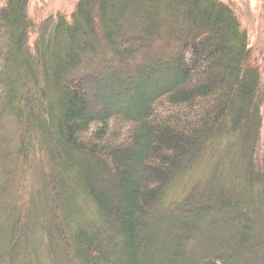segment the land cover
I'll list each match as a JSON object with an SVG mask.
<instances>
[{"label": "trees", "instance_id": "trees-1", "mask_svg": "<svg viewBox=\"0 0 264 264\" xmlns=\"http://www.w3.org/2000/svg\"><path fill=\"white\" fill-rule=\"evenodd\" d=\"M241 18L0 0V264H264V53Z\"/></svg>", "mask_w": 264, "mask_h": 264}, {"label": "rangeland", "instance_id": "rangeland-1", "mask_svg": "<svg viewBox=\"0 0 264 264\" xmlns=\"http://www.w3.org/2000/svg\"><path fill=\"white\" fill-rule=\"evenodd\" d=\"M77 0H29V11L33 15L51 13L68 15ZM231 3L241 13V22L250 44L264 53V0H222ZM264 112V110H263ZM115 254V252H114Z\"/></svg>", "mask_w": 264, "mask_h": 264}]
</instances>
